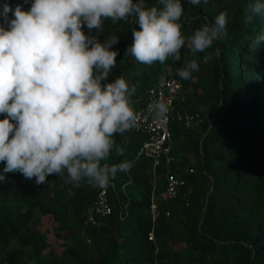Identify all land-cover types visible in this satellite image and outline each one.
<instances>
[{
    "label": "trees",
    "instance_id": "obj_1",
    "mask_svg": "<svg viewBox=\"0 0 264 264\" xmlns=\"http://www.w3.org/2000/svg\"><path fill=\"white\" fill-rule=\"evenodd\" d=\"M181 2L185 35L214 22L221 12L228 17L227 34L197 54L199 70L188 80L176 75L185 60L193 59L187 47L180 61L169 58L151 66L125 54L137 27L134 17L105 20L101 30H92L101 42L119 39L108 79L124 76L136 88L131 96L136 112L158 79L182 83L170 124L174 162L163 158L155 167L152 158L139 156L140 133L116 134L123 153H113L109 162L127 161L130 168L112 181V214L95 226L87 224L95 187H72L59 176L36 184L19 172L5 173L0 181L1 264H264V41L255 44L264 35V12L245 23L249 0ZM146 5L159 7L158 0ZM216 49L219 54L206 60ZM187 113L199 115L198 124L186 127L179 120ZM4 167L0 162V172ZM185 168L179 173L185 185L169 199V174ZM44 220L55 223L58 246L42 228Z\"/></svg>",
    "mask_w": 264,
    "mask_h": 264
},
{
    "label": "clouds",
    "instance_id": "obj_2",
    "mask_svg": "<svg viewBox=\"0 0 264 264\" xmlns=\"http://www.w3.org/2000/svg\"><path fill=\"white\" fill-rule=\"evenodd\" d=\"M187 2L199 5L201 0ZM158 5L147 6L146 0H31L27 10L22 4L14 9L2 5L0 162L5 167L0 181L5 173L19 172L35 178L36 184L59 176L72 187L83 183L104 188L118 172L129 170L127 161H109L113 153H123L115 135L138 122L131 102L136 88L124 76L109 81L118 55L112 49L119 39L109 36L101 42L92 30H101L105 20L134 17L137 27L125 54L151 66L169 58L180 61L187 47L193 59L176 70L182 80L199 70L197 54L227 34L226 12L185 35L181 0H158ZM262 12L261 0H249L245 23ZM261 41L264 35L257 36L255 44ZM218 54L216 49L205 59ZM149 112L160 118L167 108L157 102L149 105Z\"/></svg>",
    "mask_w": 264,
    "mask_h": 264
},
{
    "label": "built area",
    "instance_id": "obj_3",
    "mask_svg": "<svg viewBox=\"0 0 264 264\" xmlns=\"http://www.w3.org/2000/svg\"><path fill=\"white\" fill-rule=\"evenodd\" d=\"M9 4L13 9L17 4H22L24 9L27 10L30 7L31 0H29V3H24V0H14ZM2 5L0 4V12H2ZM11 18L12 15L9 13V19ZM0 22H3L2 16H0ZM4 26L7 27V24L5 23ZM182 88V83L178 79L167 76L158 79L149 90L146 105L137 111L139 119L136 126L131 130L143 136L139 156L152 158L155 167L160 165L163 158H165L168 164L174 162V158L171 156L172 132L170 124L171 115L175 109L176 101L181 97ZM157 102L163 103L167 108V112L160 118L149 112V105ZM179 120H182L186 127H191L198 124L199 115L187 113L179 115ZM112 185L113 182L104 188L95 187L96 198L89 210L87 224L95 226L98 224L100 218H105L112 214V207L109 201V192ZM184 185L185 180L181 176L169 174L165 188L166 197L169 199L176 198ZM151 210L153 216L156 218L159 215V211L158 205L155 202H153ZM149 240H154L153 232L149 233Z\"/></svg>",
    "mask_w": 264,
    "mask_h": 264
},
{
    "label": "rangeland",
    "instance_id": "obj_4",
    "mask_svg": "<svg viewBox=\"0 0 264 264\" xmlns=\"http://www.w3.org/2000/svg\"><path fill=\"white\" fill-rule=\"evenodd\" d=\"M14 0H0V4H4V3H11L13 2ZM176 170V169H175ZM188 169H184V170H181L180 172H178L177 175H181L184 171H186ZM177 171V170H176ZM181 173V174H179ZM42 228L44 230L47 231L49 237H50V241L55 245V246H58V242L56 241V238L54 236V230H55V223L52 221V220H44V223L42 225ZM0 259H1V254H0ZM1 264V263H0Z\"/></svg>",
    "mask_w": 264,
    "mask_h": 264
}]
</instances>
